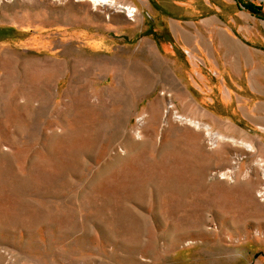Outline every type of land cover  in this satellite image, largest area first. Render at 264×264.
Wrapping results in <instances>:
<instances>
[{"label":"rangeland","instance_id":"rangeland-1","mask_svg":"<svg viewBox=\"0 0 264 264\" xmlns=\"http://www.w3.org/2000/svg\"><path fill=\"white\" fill-rule=\"evenodd\" d=\"M94 1L0 0V264H264V134L193 120L163 23Z\"/></svg>","mask_w":264,"mask_h":264},{"label":"crops","instance_id":"crops-1","mask_svg":"<svg viewBox=\"0 0 264 264\" xmlns=\"http://www.w3.org/2000/svg\"><path fill=\"white\" fill-rule=\"evenodd\" d=\"M108 1L115 9L143 11L151 24L163 23L170 43L163 50L167 86L176 105L186 92L190 109L204 116L193 120L232 139L264 134V21L246 18L224 0ZM208 8L211 16L196 14ZM150 11L165 17L156 20Z\"/></svg>","mask_w":264,"mask_h":264},{"label":"trees","instance_id":"trees-1","mask_svg":"<svg viewBox=\"0 0 264 264\" xmlns=\"http://www.w3.org/2000/svg\"><path fill=\"white\" fill-rule=\"evenodd\" d=\"M244 9L252 15H257V14H259L258 12L260 11V9L256 6L245 5Z\"/></svg>","mask_w":264,"mask_h":264},{"label":"bare ground","instance_id":"bare-ground-1","mask_svg":"<svg viewBox=\"0 0 264 264\" xmlns=\"http://www.w3.org/2000/svg\"><path fill=\"white\" fill-rule=\"evenodd\" d=\"M94 2H98L99 4H101V5H104V4H106V2L104 3V1H99V0H95ZM108 3V2H107ZM111 3V2H110ZM94 5H96V4H94ZM113 6V5H112ZM117 9V8H116ZM131 9V8H130ZM128 11H129V9H128ZM131 11V10H130Z\"/></svg>","mask_w":264,"mask_h":264}]
</instances>
